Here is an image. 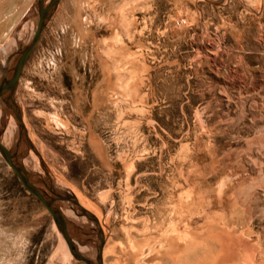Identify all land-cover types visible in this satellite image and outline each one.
<instances>
[{
    "label": "rangeland",
    "instance_id": "rangeland-1",
    "mask_svg": "<svg viewBox=\"0 0 264 264\" xmlns=\"http://www.w3.org/2000/svg\"><path fill=\"white\" fill-rule=\"evenodd\" d=\"M35 2L0 0L3 57L29 43ZM87 14L94 34L74 24ZM15 99L31 180L49 193L34 174L51 178L96 216L104 264H212L182 254L200 251L199 226H218L220 209L249 222L259 255L247 264H264V0H62ZM0 104V139L22 153ZM75 221L78 250L95 261L97 226ZM0 264H83L1 154Z\"/></svg>",
    "mask_w": 264,
    "mask_h": 264
},
{
    "label": "water",
    "instance_id": "water-1",
    "mask_svg": "<svg viewBox=\"0 0 264 264\" xmlns=\"http://www.w3.org/2000/svg\"><path fill=\"white\" fill-rule=\"evenodd\" d=\"M60 1L61 0H36L33 8L30 11L37 12L38 14V23L32 39L29 41V43L20 47L16 53L7 56L4 66L0 65V100L4 104L5 109H10L13 111L15 120L18 122L17 124L20 133L19 141L22 140L27 147V150L20 153L19 151L21 148L19 142L15 146V150H11L5 147L0 140V154L8 166L13 170L26 191L32 196L36 197L50 213L55 225L63 235L73 258L83 264H103L105 233L96 216L83 207L75 195L71 194L68 190L61 189L55 185L53 180L48 177V172H46L48 178H44L36 173L34 174V176L37 177V181L43 183L49 193L39 188L36 182L31 180V174L29 171L19 162V157H29V150L32 149L35 151V148L29 139L27 128L23 119V113L20 107L17 105L15 94L22 72L36 46L38 45L49 21L57 10ZM1 58H3L2 54H0V59ZM2 133L3 131L0 132V138ZM63 208L73 211L75 215L79 216V218L87 217L90 221L96 224L97 239L95 244V261L87 257V255L81 254L78 250L77 241L73 238L70 230V225L77 223L75 220L66 218L64 216L62 210ZM90 233L91 230L87 232L86 235H90Z\"/></svg>",
    "mask_w": 264,
    "mask_h": 264
},
{
    "label": "crops",
    "instance_id": "crops-1",
    "mask_svg": "<svg viewBox=\"0 0 264 264\" xmlns=\"http://www.w3.org/2000/svg\"><path fill=\"white\" fill-rule=\"evenodd\" d=\"M61 2L62 0L60 1L57 10L55 11L49 23L54 19L56 13L58 12L59 7L61 6ZM89 3L90 2L87 3V11H89ZM89 16L90 15L87 14V17L83 18V16L81 15L80 17H77L74 22L77 27H81L80 29L83 30V34L85 35L94 34V26H96V24H94L93 22L88 21ZM119 16L120 15L117 14L116 18H112V22L113 26H116L120 30L123 25L121 24L122 20L119 18ZM9 51V48H5L6 54H8ZM5 59L6 56L1 58L0 61L5 63ZM10 134H12V132ZM99 148L100 147H98L97 151L100 150ZM100 157L101 160L104 159L103 148H101ZM29 159L31 158L27 157V160L32 169V165ZM192 189L194 194L195 188L193 187ZM216 211L217 212H215V214L213 215V218L215 219L214 223H217V217L222 219L218 222V226H211L210 222L207 225L200 224L199 226L203 230H207L206 237L203 238V241L200 242V251L193 252L192 247L194 245L193 243H190L189 247H187L182 255H208V260H211L212 264H247L248 255H259V240L252 231V228L249 226V222L248 224L234 222L233 220H231V217L227 210L220 209ZM105 245L103 248V264Z\"/></svg>",
    "mask_w": 264,
    "mask_h": 264
},
{
    "label": "bare ground",
    "instance_id": "bare-ground-1",
    "mask_svg": "<svg viewBox=\"0 0 264 264\" xmlns=\"http://www.w3.org/2000/svg\"><path fill=\"white\" fill-rule=\"evenodd\" d=\"M28 26H26V27H24L23 28V37L26 39V40H28V41H30L31 39H32V37H33V34H34V32H35V29H33L34 28V26L32 25L30 28H27ZM0 65L1 66H4L5 65V63L4 62H1L0 61ZM0 103H1V100H0ZM2 105L0 104V108L2 109V107H1ZM1 113V112H0ZM3 115V114H2ZM1 116V115H0ZM2 120V119H1ZM3 124H1V126H2ZM4 126V125H3ZM6 128V127H5ZM8 128V127H7ZM11 131H12V128L10 129ZM10 130H8V131H10ZM4 131V130H3ZM5 132V131H4ZM17 134V133H16ZM16 138H17V136H16ZM1 140V139H0ZM1 143L5 146V147H7L8 149H10L11 147H9L7 144H5L4 142H3V140H1ZM23 164H24V166H25V168L26 169H31V166H30V164H29V162H28V160H27V158H25V160L23 161ZM39 184V183H38ZM40 185V184H39ZM44 186V185H43ZM42 186V187H43ZM63 210V214H64V216L66 217V218H69V219H73V220H76L78 217H73V215L75 214V213H72V212H70V211H67V213H65V210H66V208H63L62 209ZM70 212V213H69ZM82 223H84L83 221H82ZM70 229H72V227L70 226ZM102 229H103V227H102ZM104 231V230H103ZM81 232H83L84 234L86 233V232H88V229H84L83 228V230L81 231ZM105 233V232H104ZM72 234H73V232H72ZM77 240V239H76ZM84 248V247H83Z\"/></svg>",
    "mask_w": 264,
    "mask_h": 264
}]
</instances>
